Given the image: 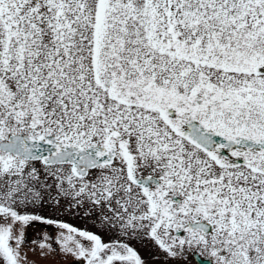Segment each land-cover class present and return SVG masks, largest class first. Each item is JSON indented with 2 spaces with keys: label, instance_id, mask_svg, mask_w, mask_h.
Wrapping results in <instances>:
<instances>
[{
  "label": "snow or ice",
  "instance_id": "obj_1",
  "mask_svg": "<svg viewBox=\"0 0 264 264\" xmlns=\"http://www.w3.org/2000/svg\"><path fill=\"white\" fill-rule=\"evenodd\" d=\"M37 164L166 260L264 264V0H0L4 264L42 219L17 210L40 196ZM55 223L87 264H148Z\"/></svg>",
  "mask_w": 264,
  "mask_h": 264
},
{
  "label": "flooded vegetation",
  "instance_id": "obj_2",
  "mask_svg": "<svg viewBox=\"0 0 264 264\" xmlns=\"http://www.w3.org/2000/svg\"><path fill=\"white\" fill-rule=\"evenodd\" d=\"M38 179L32 181V188L40 194L39 198L32 199L18 207L21 214L39 216L42 219L30 221L23 226V242L20 245V253L26 259L22 264H87L83 258L67 254L61 250L60 236L66 233L65 229L58 227L55 222L67 223L77 229L86 230L99 235L104 242L124 240L136 249L148 264H214L213 258L202 253L199 249H188L182 257L167 258L148 238H134L122 236L119 222L115 220L112 213L105 208L101 211L100 205H94L87 197H82L77 204L71 197L59 195L51 179L45 183V176L41 165ZM108 217V219H105ZM44 221H53L46 223ZM4 221L0 220V223ZM10 222V221H8ZM21 224L13 227V236H19ZM15 247V240L12 242ZM47 245L41 248V245ZM31 255H38L35 260ZM0 264H4L0 259Z\"/></svg>",
  "mask_w": 264,
  "mask_h": 264
},
{
  "label": "rangeland",
  "instance_id": "obj_3",
  "mask_svg": "<svg viewBox=\"0 0 264 264\" xmlns=\"http://www.w3.org/2000/svg\"><path fill=\"white\" fill-rule=\"evenodd\" d=\"M32 259L35 260L37 259L39 256L38 255H31Z\"/></svg>",
  "mask_w": 264,
  "mask_h": 264
}]
</instances>
